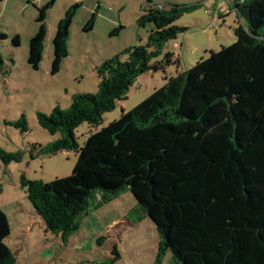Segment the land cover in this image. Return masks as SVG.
I'll list each match as a JSON object with an SVG mask.
<instances>
[{
    "label": "trees",
    "instance_id": "1",
    "mask_svg": "<svg viewBox=\"0 0 264 264\" xmlns=\"http://www.w3.org/2000/svg\"><path fill=\"white\" fill-rule=\"evenodd\" d=\"M229 1L237 17L233 43L165 78L164 85L82 144L74 133L81 123L101 124L103 114L126 99L139 75L171 63L170 53L165 61H152L185 30L174 22L195 5L165 7L148 1L136 18L140 27L152 24L145 45L125 48L96 65L95 93H75L67 108L36 112L41 128L59 134L40 152L76 154L68 176L48 182L20 177L45 232L65 243L92 208L130 192L137 207L129 214L154 223L157 253L170 251L169 264H264V0ZM47 7L40 8L38 29L28 44L27 62L33 69L42 59ZM73 16L72 7L57 22L52 73L67 56ZM94 18L91 13L84 32L92 30ZM12 43L19 45L18 35ZM3 68L0 55V72ZM13 124L20 132L28 130L24 114ZM22 157L21 151L0 150L5 163ZM9 235V218L0 207V264L16 262L5 243ZM103 239L98 237L97 244ZM120 259L114 243L109 259L94 264Z\"/></svg>",
    "mask_w": 264,
    "mask_h": 264
},
{
    "label": "rangeland",
    "instance_id": "2",
    "mask_svg": "<svg viewBox=\"0 0 264 264\" xmlns=\"http://www.w3.org/2000/svg\"><path fill=\"white\" fill-rule=\"evenodd\" d=\"M148 1L159 2L165 7L169 4L195 5L174 22L185 30L165 43L161 54L152 61H163L165 55L170 53L171 63L163 70H150L139 75L129 87L126 99L118 101L112 111L103 114L101 124L81 123L74 131L79 144L91 133L118 119L122 110H130L154 89L164 85L165 78L188 69L198 60L208 57L212 51H218L235 41L237 17L229 0ZM148 1L0 0V33L6 35L0 38V55L4 62L0 72V150L23 152L20 161L5 163L0 158V207L10 220L11 231L5 243L13 251L16 258L14 264H61L49 258L59 248L55 245L56 234L44 231L43 221L30 204L26 189L20 184V177L24 174L28 179L48 182L70 175L76 161V154L71 150H62L54 155L40 152L41 148L58 139L59 134L52 135L41 128L36 112L49 114L56 105L67 108L75 93H95L99 82L96 64L125 48L145 45L153 27L151 23L138 26L136 18L148 6ZM44 6H48L45 12L47 36L39 67L33 69L27 62L28 44L38 29L39 10ZM72 7L74 16L66 44L67 56L59 70L52 73V39L56 25ZM94 10L93 28L84 32L82 27ZM120 26L122 29L119 33L110 34L114 27ZM14 35L19 37L17 46L12 43ZM125 59V55L121 56V60ZM21 114L26 117V132H20L13 124ZM135 206L136 201L130 192H124L105 203L100 211L104 217L116 219L119 216L123 218ZM136 217V213H131L127 218L130 221ZM30 220L32 223H29ZM28 229H31L30 232ZM103 236L101 245L95 243L93 250H86L82 255L72 251L68 254L61 249H57L56 253H61L63 264H94L109 259V249L116 243L121 255L116 264H169L171 260L170 251L157 253L159 235L148 217L130 224H120L118 221Z\"/></svg>",
    "mask_w": 264,
    "mask_h": 264
},
{
    "label": "crops",
    "instance_id": "3",
    "mask_svg": "<svg viewBox=\"0 0 264 264\" xmlns=\"http://www.w3.org/2000/svg\"><path fill=\"white\" fill-rule=\"evenodd\" d=\"M154 3L160 4L159 2H154ZM93 13H95L96 15L95 10L93 11ZM103 205L92 208L84 217H82L78 229L76 230V232L69 235L65 243H62L60 237L56 235L55 245H58L59 247L57 249H61L62 252L65 251L68 254H70L71 253L70 251H72L73 253L77 252V253H81L82 255V253L86 250H93L95 243H97L96 239L100 236H103L104 232L107 233L114 226V223L116 224L118 221L120 224L121 223L125 224V222L127 223L129 222L127 218L129 211L126 212L127 215H124L123 218L120 217L119 215H118L119 217H117L116 219L104 217L103 216L104 213L100 211ZM104 210L105 212H108L107 209H104ZM29 223H32V221L30 220ZM9 225H10V222H9ZM30 230L31 229H28V232H30ZM10 231H11V228H10ZM107 239L108 238H106L105 240L107 241ZM57 249H55V251L50 254L49 258L58 260L59 262H61V264H63L64 261L62 258H60L61 253H56ZM108 255L110 257V249H109ZM108 255H106V258H108Z\"/></svg>",
    "mask_w": 264,
    "mask_h": 264
},
{
    "label": "built area",
    "instance_id": "4",
    "mask_svg": "<svg viewBox=\"0 0 264 264\" xmlns=\"http://www.w3.org/2000/svg\"><path fill=\"white\" fill-rule=\"evenodd\" d=\"M145 1H148V0H145Z\"/></svg>",
    "mask_w": 264,
    "mask_h": 264
}]
</instances>
